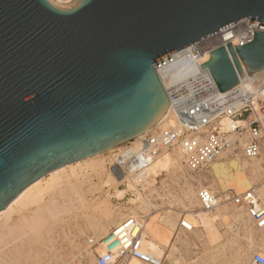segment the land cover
<instances>
[{"label":"water","instance_id":"obj_1","mask_svg":"<svg viewBox=\"0 0 264 264\" xmlns=\"http://www.w3.org/2000/svg\"><path fill=\"white\" fill-rule=\"evenodd\" d=\"M264 0H0V209L35 179L135 138L201 85L187 46ZM219 91L264 67V31L202 61Z\"/></svg>","mask_w":264,"mask_h":264},{"label":"bare ground","instance_id":"obj_2","mask_svg":"<svg viewBox=\"0 0 264 264\" xmlns=\"http://www.w3.org/2000/svg\"><path fill=\"white\" fill-rule=\"evenodd\" d=\"M47 1L59 8H68L74 2V0ZM245 75L258 82L264 78V67L258 71L246 72L244 75L242 73L239 75L240 79L244 80ZM169 113L170 109L168 108L161 120L140 135L155 128L166 126ZM121 144L49 171L32 181L4 208L0 209V260L8 264H34L35 258L38 256L37 252H34V249H38V247L34 248L35 246L45 244L49 250L53 249L50 245L53 241L58 240V238L53 237L54 230L62 231L66 227H71L73 228V237H85L87 231L90 230L100 239L127 215H134L144 220L145 238L139 247L159 258L165 257V248H168L170 252H174L177 250L178 244L180 246L182 243L191 244L190 239L185 236L186 233H176L177 220L181 215H186L191 219L195 227L193 233L198 234L205 245H215L222 240L223 233L220 232L219 226L229 228L233 226L237 230L235 235L242 231L244 243L242 246L237 247L236 245L237 248H234L235 255L233 259L236 264H251L252 254L255 251H264V240L261 241L262 238H259L260 241H258L254 236L256 233L262 236L264 226L262 228L251 226L244 211L240 208H233L227 202L229 191L238 193V190L243 191L254 185H256L257 194L264 202V165L261 158L247 160L241 158L238 154L236 157L222 156L203 172L190 173L185 168L182 156L178 152H160L147 167V191L149 195L153 190L152 182L154 178L163 173L170 177L180 176L184 180L183 187H181L182 197L178 200L184 209L170 211L166 216L160 217L159 213L157 214L155 205L150 202L148 194V196H145L140 193L135 198H127L131 203V207L124 210L113 208L110 202L111 198H123L126 191L132 186L130 182L124 188L119 187V182H116L112 194L107 189L104 190L107 194L106 197L110 199L106 201L100 198L99 193L104 189L101 180L106 175L102 154L104 152L112 153ZM215 172L223 177L222 180L215 178ZM94 176L98 178L97 186L92 180ZM112 184L113 182L109 186L112 187ZM202 186L211 188L218 194L219 204L210 214L199 207H195L199 205L196 199V190ZM72 212L75 214L72 215ZM229 231L231 230L229 229ZM60 233L56 235L60 236ZM64 235L67 236L66 233ZM105 240L106 238H103L102 242ZM72 241L71 239L70 242L72 243ZM98 246L102 249L103 243L99 242ZM46 248L45 250H47ZM200 254L203 255V253ZM44 258H39L43 260L39 264H51L50 257ZM52 258L57 262L61 256L52 254ZM94 259L89 257L91 264H95ZM181 259L183 258L181 257ZM73 261H70L71 264ZM59 262L63 264L65 260ZM202 262L204 264L205 261ZM192 263L190 262V264ZM127 264L142 263L135 258H129ZM217 264H225V261H220Z\"/></svg>","mask_w":264,"mask_h":264},{"label":"built area","instance_id":"obj_3","mask_svg":"<svg viewBox=\"0 0 264 264\" xmlns=\"http://www.w3.org/2000/svg\"><path fill=\"white\" fill-rule=\"evenodd\" d=\"M257 31H264V21L245 17L187 46L202 83L180 100L166 92L170 104L167 125L132 138L107 153L104 165L108 175L118 180L121 188L129 182L132 185L123 198L111 200L119 203L127 195L147 196V167L163 151L178 152L190 173L203 172L222 156L236 157L237 154L247 160L261 158L264 165V78L255 82L245 75L236 86L221 92L208 67L200 64L220 46L230 44L235 49L251 42ZM255 187L240 193L229 191L227 202L242 209L251 226L262 228L264 202ZM196 199L199 208L208 213L219 204L218 194L205 186L197 188ZM143 221L127 215L100 239L94 235L88 237V245L93 249L99 242L103 243L102 253L94 250L95 264H127L129 258L142 264H164L165 257H156L139 247L145 238ZM194 229L189 217L178 218L176 233L189 234ZM103 238H106L104 242ZM251 264H264V251H255Z\"/></svg>","mask_w":264,"mask_h":264},{"label":"rangeland","instance_id":"obj_4","mask_svg":"<svg viewBox=\"0 0 264 264\" xmlns=\"http://www.w3.org/2000/svg\"><path fill=\"white\" fill-rule=\"evenodd\" d=\"M153 130H151V131H149V132H147L145 134H142L140 136H137L136 138L142 137V136H144V135L152 132ZM123 144H121L117 149H119ZM107 153L108 152H104L103 153L104 155L102 154V156L104 158L103 159L104 162H105V156L107 155ZM214 174H215V178L222 180L221 178H223V177H221V175H219L217 172H215ZM104 177L101 180V181H103V183L101 182V184L104 185L103 186L104 189L99 193V195H100V198H103L104 200L108 201L110 198L108 199V197H106L107 194H106V191H104V190L107 189L109 191V193L112 194L113 188L116 187L115 186L116 185V182H119V181L118 180L116 181L113 178H111L108 175L107 172H106V175ZM92 180L95 183V185L98 184V178L96 176H94ZM111 182H113L112 187L109 186ZM183 183H184V180L180 176L170 177V176L165 175L164 173L162 175H159L158 177H155L154 178V181L152 182V184H153L152 185L153 186L152 187L153 190L150 192V195H149V192H147V194L149 195V196L148 195L147 196L150 199V202L155 205V208L157 209V214L159 213L160 217L166 216L167 214H169L170 211H172V212L173 211H181V210L184 209L180 205V203L178 202L179 198L182 197L181 187H183ZM122 188H124V187H122ZM239 191L240 190H238V193L242 192V191H240V192ZM161 193H163V194H161ZM129 197L130 196L127 195V196H125L124 201H118L120 204L119 203L117 204V202H115L113 200H111L110 202H111V204H112V206H113L114 209H116V210H124V209H126L128 207H131V203L129 202V200H127V198H129ZM132 198H135V197H132ZM121 202H123V203H121ZM116 206H119V207H116ZM195 207L197 208V207H199V205H196ZM233 208H235V207H233ZM74 212L76 213V211H74ZM74 212H72L71 214L74 215L75 214ZM228 228L229 227L219 226L220 232L223 233L222 234V240L219 243L215 244V245H208V244L205 245V243L201 240V237H199L198 234L193 233V232L192 233H189V234L186 233L185 236H187L190 239L191 244H188V243H185L184 244V243H182L181 246H180V244H178L177 245V247H178L177 250L178 251L175 250L174 252H170L168 248H165L164 249L165 250V260H164V264H190V262L191 263L194 262L192 264H195V263L197 264L198 261H199L198 264H203L202 261H205L204 264H217L218 262L223 261V260L225 261V264H236V262L233 259V256L235 255V249L234 248L236 247V245H237V247H239V246H242V244L244 243V241L242 239L243 238V232L242 231H239V233H241V234L239 235V233H237V235H235L236 232H237L236 228H234L233 226H230L229 229L231 231H229ZM233 230H236L235 233H234ZM89 231H87L85 237H83V236H78V237L77 236L76 237L74 236L73 237V228H71V227L70 228H67L66 227L62 231H58V229H56V231L54 230L53 237H55L56 239L58 238V240L53 241L52 244L50 245V247H53V249L52 250H49L48 249V246H46L45 244L44 245L42 244V245L35 246L34 248L38 247V249L37 248L34 249V252H37L38 256H37V258H35L34 264H39V263L43 262V260H41L39 258L40 257L41 258L42 257L44 258V256H45L46 259H47V257H50L51 258V260H52L51 264H61L62 262L61 263L59 262L61 260L62 261L65 260V263H63V264H71L70 261H73L74 259L76 260V262L78 264H91L90 263V260H89V257L95 258L94 250H96L98 253H102V249L99 248V246H98L99 244L97 245L98 247L96 246L95 249L91 248L88 245V237H90L91 235H94V232L93 231H90V232ZM57 233H60L59 234L60 236H57L56 235ZM64 233H66L67 236H65ZM262 233L264 235V232H262ZM233 235H235V236H233ZM263 235L261 236L260 234H257V233L254 234V236L256 237V239L258 241H260L259 238H262L261 241L264 240V236ZM60 237H61V239H60ZM95 237H97V236H95ZM71 239L73 240L72 243L70 242ZM97 239H98V237H97ZM192 242H193V244H192ZM225 243H226V245H225ZM182 245H183V248H182ZM195 247L198 248V249H196ZM45 248L47 250H45ZM39 249H41V250L39 251ZM180 249H181V251H180ZM183 249H184V251H183ZM209 250H210V252H209ZM50 252L52 254L60 255L61 258H59L58 261L55 262L54 258H52V254ZM45 253H46V255H45ZM62 253H64V254H62ZM200 253H203V255L200 254ZM221 255H222V257H221ZM63 256H64V258H63ZM198 256H200L201 258L198 257ZM181 257L183 259H181ZM211 257H213V258H211ZM202 258H204V259H202ZM75 260L72 262V264H77L75 262ZM215 260L217 261V263H215L216 262ZM1 262L2 261L0 260V264H2V263L3 264L4 263L5 264H8L5 261H3L2 263ZM94 262H95V259H94Z\"/></svg>","mask_w":264,"mask_h":264}]
</instances>
